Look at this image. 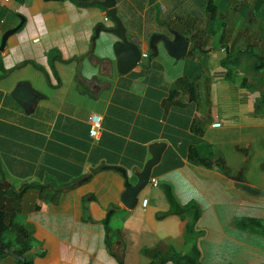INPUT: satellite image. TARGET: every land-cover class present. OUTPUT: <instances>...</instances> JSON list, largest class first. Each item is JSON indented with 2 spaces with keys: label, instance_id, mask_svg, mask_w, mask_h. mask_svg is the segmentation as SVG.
I'll return each mask as SVG.
<instances>
[{
  "label": "crops",
  "instance_id": "0c3cea01",
  "mask_svg": "<svg viewBox=\"0 0 264 264\" xmlns=\"http://www.w3.org/2000/svg\"><path fill=\"white\" fill-rule=\"evenodd\" d=\"M226 1L116 0L127 39L148 55L120 74L118 39L100 31L92 41L97 26L114 27L104 7L0 0V43L24 19L0 50V184L15 195L30 186L14 210L31 237L33 264L157 263L171 254L193 258V246L199 264H264V233L243 223L264 226V198L233 186L241 171L246 185L264 191V80L251 75L255 58L246 53L263 55L257 39L264 30L254 31L233 8L249 0ZM169 31L189 40L183 59L161 43L155 55L149 50L154 34L172 39ZM225 52L238 61L225 62ZM93 114L102 118L96 142ZM155 143L165 148L127 209L125 181L138 182ZM167 190L179 208L197 210L191 235V219L170 213Z\"/></svg>",
  "mask_w": 264,
  "mask_h": 264
},
{
  "label": "trees",
  "instance_id": "16d2710c",
  "mask_svg": "<svg viewBox=\"0 0 264 264\" xmlns=\"http://www.w3.org/2000/svg\"><path fill=\"white\" fill-rule=\"evenodd\" d=\"M44 1L51 2V1H64V0H44ZM70 1L78 3V2H91L93 0H70ZM262 2L263 0H256L254 5L255 11H259V9L262 6ZM206 10L209 12V20L214 21L216 17V7L212 4L211 1H209V3L207 4ZM246 53H248L249 56L255 58L254 69L257 72L261 71L264 68V53L262 56L255 55L253 53V48H247ZM238 57L239 54L232 55L228 52L225 55V62H229V63L237 62ZM261 98H262V103H264V92L262 93ZM191 159L194 161H198L207 166L210 165L207 159L200 158L195 153L191 155ZM216 166H218L223 173L227 174V171L225 170V166L223 165L222 161L219 160L218 162H216ZM29 188L30 186H25L18 192L17 195H15L10 190H6L0 187V260H3L6 256H11L14 259L15 264H33L32 260L26 256V254L32 248L31 237L28 231H26L24 225L17 221L16 219L17 215L14 210L15 206L17 205L18 201L20 200L24 192ZM166 194L168 201L171 205L170 213L180 217H184L186 215L191 219L190 222L187 224V228H186L187 235H191L194 225L198 219L197 210L194 207H187L185 209L179 208L173 201L170 192L168 190L166 191ZM113 214H114V210L110 209L107 212L106 217L104 219L105 232L107 235L106 236L107 238L105 239V245L109 251H111V244L108 241V235L110 234L111 230L108 227V223L110 218L113 216ZM243 223L248 224L249 226L258 229L264 233V226L259 221L248 220V221H243ZM193 254H194L193 258L171 254L166 257H160L157 263L155 261H151L148 264H165L168 261H173L177 264H199L198 262L199 252L197 250V247L193 246ZM118 264H123V262L121 260H118Z\"/></svg>",
  "mask_w": 264,
  "mask_h": 264
},
{
  "label": "water",
  "instance_id": "95a60500",
  "mask_svg": "<svg viewBox=\"0 0 264 264\" xmlns=\"http://www.w3.org/2000/svg\"><path fill=\"white\" fill-rule=\"evenodd\" d=\"M148 1L150 4H153L154 2V0ZM78 3L84 6L99 5L107 10V15L114 24V27L112 29H106L104 26H97L92 41L95 42L100 31L113 34L118 39V41L113 44L117 72L125 74L135 68L141 61V52L134 43L127 39L126 29L117 16L116 0H93L91 2ZM23 23L24 19L21 18L20 23L15 28L6 31L2 35L0 43L1 51L3 50L8 37L16 33L22 27ZM169 32L173 35L172 39L167 35L154 34L148 42L149 50L155 55L158 51L157 46L161 43L164 50L170 57L176 60L183 59L188 52L189 40L175 31ZM164 148V143H155L151 145V159L146 162L143 170L138 174V182L135 185H132L126 179L125 191L123 192L121 199L127 209H132L137 204V195L139 191L148 183L151 175V169L159 161ZM0 186L8 187L6 184H0ZM233 186L248 196L264 198V191L253 189L245 184L241 171L233 177Z\"/></svg>",
  "mask_w": 264,
  "mask_h": 264
},
{
  "label": "rangeland",
  "instance_id": "374dc122",
  "mask_svg": "<svg viewBox=\"0 0 264 264\" xmlns=\"http://www.w3.org/2000/svg\"><path fill=\"white\" fill-rule=\"evenodd\" d=\"M224 1L227 2L226 0H224ZM249 1H250V3L248 5H246V6L240 5L239 7L235 6L233 8H236L235 11H238L237 13H240V14H242L244 16V18H245L244 21H245L246 24H249V23L251 25L253 24L254 31L256 30V31L262 32L264 30V0L262 2V6L259 9V11H255L253 6H252V4H253L251 2L252 0H249ZM233 5H234V3H233ZM231 8H232V6H230L229 10ZM235 11L233 12V14H235ZM220 12L224 14V10L221 9ZM226 13L228 14V12H226ZM221 22H222V20L219 19V23H217V25H219V36L222 34L221 33L222 30H221V27H220ZM256 35H259V33H256ZM257 40H258L257 41V44H258L257 51L259 53H261V55H262L264 53V39H257ZM219 47H220V44H219ZM253 53H254V50H253ZM249 63L252 65V61L251 60H249ZM252 73H254L255 79H258L260 81L264 80V68L260 72L251 71V75H252ZM239 78H242V77H239ZM9 214H10V212H9ZM17 221L19 223L23 222L22 215H18L17 216ZM5 258H11L12 259V263H14V259L11 256H6ZM3 260H0V263H2Z\"/></svg>",
  "mask_w": 264,
  "mask_h": 264
},
{
  "label": "built area",
  "instance_id": "2783aa9c",
  "mask_svg": "<svg viewBox=\"0 0 264 264\" xmlns=\"http://www.w3.org/2000/svg\"><path fill=\"white\" fill-rule=\"evenodd\" d=\"M105 22L109 21L108 17L104 18ZM222 52L225 51V49L223 48L221 50ZM148 57L147 54L143 53L141 54V59H146ZM101 123H102V118L99 115L93 114L90 116V131H89V136L92 139V141H98L99 140V135H100V130H101ZM214 127H220L219 123H215L213 125ZM152 186H157V183L155 180H151L150 181ZM146 204V202H144V205Z\"/></svg>",
  "mask_w": 264,
  "mask_h": 264
}]
</instances>
